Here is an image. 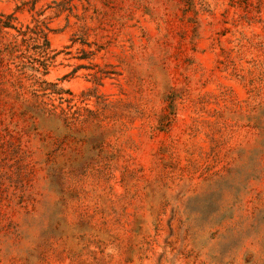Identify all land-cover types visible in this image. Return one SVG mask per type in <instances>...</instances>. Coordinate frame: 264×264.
I'll return each mask as SVG.
<instances>
[{
  "label": "rangeland",
  "instance_id": "obj_1",
  "mask_svg": "<svg viewBox=\"0 0 264 264\" xmlns=\"http://www.w3.org/2000/svg\"><path fill=\"white\" fill-rule=\"evenodd\" d=\"M1 16L4 69L63 90L44 101L82 142L53 179L40 142H10L20 106L0 92V264H264V0H0Z\"/></svg>",
  "mask_w": 264,
  "mask_h": 264
},
{
  "label": "trees",
  "instance_id": "obj_2",
  "mask_svg": "<svg viewBox=\"0 0 264 264\" xmlns=\"http://www.w3.org/2000/svg\"><path fill=\"white\" fill-rule=\"evenodd\" d=\"M3 18V16L0 17V27L13 28L10 24L12 18L10 16L5 18V20H3ZM44 38L47 49L48 42L46 37ZM6 51H9L10 56L13 57L14 53H19V47H7ZM15 59H20V56H15ZM0 62V86L7 85V90L10 91L8 92L5 89H0V92L6 93L7 97L12 98L14 100L13 102L16 101L19 104V112L17 110L16 112H18L17 114L20 116L19 122L23 124V126H21V124L14 126L13 131H11L12 133L10 134H13L10 142L19 143V146L25 138L28 139V142L36 140L40 142L42 147L47 150L46 163L50 165L48 170L49 175L55 180H60V178L64 176V170L63 166L60 167V164H58L56 160L63 155L66 148L82 142V140L76 135L78 134V118H68L65 116L62 118L61 114H57V108L50 106L44 101L48 95L62 96V94H64L63 90H56V86H53V84L47 83L46 81H35L34 87L37 89L32 91L29 90V92L23 82L20 79H14L9 69H4L5 66H3L2 61ZM42 65L44 71L47 72L46 64ZM31 69L36 73L40 72L39 68L33 67ZM22 70L23 69H21V71ZM50 87H53L54 89H50ZM49 90L52 92L48 94L47 91ZM28 94L31 95L32 100L27 98ZM60 100H62V98H60ZM0 101L3 102L1 95ZM15 107L16 106H12L13 110H15ZM13 114L17 117V114ZM60 124H63V129L59 128ZM45 125L49 127V130L45 131ZM43 129H45V132H43ZM77 171H79V169L75 168L72 170V174Z\"/></svg>",
  "mask_w": 264,
  "mask_h": 264
}]
</instances>
